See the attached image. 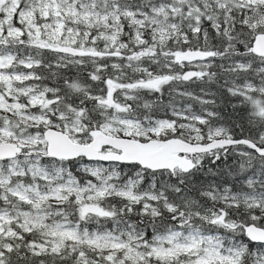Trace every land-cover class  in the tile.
<instances>
[{"label":"snow or ice","instance_id":"6c2138e0","mask_svg":"<svg viewBox=\"0 0 264 264\" xmlns=\"http://www.w3.org/2000/svg\"><path fill=\"white\" fill-rule=\"evenodd\" d=\"M0 264H264V0H0Z\"/></svg>","mask_w":264,"mask_h":264},{"label":"trees","instance_id":"16d2710c","mask_svg":"<svg viewBox=\"0 0 264 264\" xmlns=\"http://www.w3.org/2000/svg\"><path fill=\"white\" fill-rule=\"evenodd\" d=\"M192 87H193V89H195V86H194V85H193ZM196 90L198 91V89H196ZM196 107L198 108L199 106H198V105H196Z\"/></svg>","mask_w":264,"mask_h":264}]
</instances>
